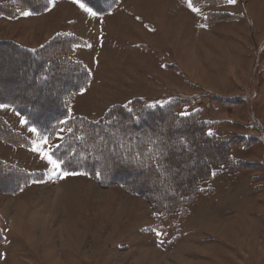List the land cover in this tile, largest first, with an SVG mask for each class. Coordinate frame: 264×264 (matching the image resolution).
<instances>
[{
	"label": "rangeland",
	"instance_id": "374dc122",
	"mask_svg": "<svg viewBox=\"0 0 264 264\" xmlns=\"http://www.w3.org/2000/svg\"><path fill=\"white\" fill-rule=\"evenodd\" d=\"M50 2L41 15L0 14V41L35 49L57 33L70 32L82 39L75 56L86 65L90 82L75 94L70 105L73 115L95 119L112 105L133 98L180 93L197 99L179 112L199 109L203 118L218 122L211 128L213 134L256 135L249 127L255 120L263 126V139L232 150L233 157L252 163V169L222 172L203 187L186 218L168 219L153 210L148 198L117 184L103 186L83 174L61 176L60 169L54 170L33 149L43 147L49 153L62 134L44 145L37 132L21 124L17 113L0 108V116L30 142L28 147H17L0 140V159L43 177L17 194L0 191V264H246L250 244L264 250V0L234 4L225 0L218 7H198L200 14L188 7V0H120L105 17H93L80 1ZM205 11L236 18L206 28ZM0 48V57H6L0 62V89L5 91L21 79L19 92L28 90L24 68L14 67L15 61L7 58L17 56L3 44ZM48 51L53 54V49ZM54 73L58 78L54 96L75 83L66 68ZM202 90L246 99L229 105L209 103L200 97ZM46 101L52 103L53 98ZM189 143L191 152L183 147L186 153H170L173 163L168 174L163 170L162 178L147 180L150 189L157 188L154 194L166 186L169 192L186 187L184 175L214 156L196 149L199 143ZM117 165L122 168L117 177L124 174L127 182L146 179L124 163ZM236 255H242L244 262Z\"/></svg>",
	"mask_w": 264,
	"mask_h": 264
},
{
	"label": "trees",
	"instance_id": "16d2710c",
	"mask_svg": "<svg viewBox=\"0 0 264 264\" xmlns=\"http://www.w3.org/2000/svg\"><path fill=\"white\" fill-rule=\"evenodd\" d=\"M78 1L100 17L112 13L120 4V0ZM224 2L225 0H192L195 8L218 7ZM50 6V0H11L7 3L0 2V14L11 18H16L25 11L32 15H41L49 10ZM234 17L235 15L231 13L205 11L202 15L203 26L207 28L215 21ZM81 40L70 32L57 33L49 43L35 49L21 47L12 41H0L5 48L11 49L12 54L17 56L7 58L15 61L14 67L24 68L27 75L23 76L22 73V76L27 80L26 84L29 87L28 90L20 93L19 87L23 84L21 75L19 74V84H16L12 78L13 85L9 86L6 92L0 89V105L17 113L21 119L27 121L24 127L35 128L36 132L41 137H46L48 141L62 134L63 139L59 138L49 151L54 160L61 162L62 172L87 175L103 186L117 184L127 192L148 198L152 202L153 210L162 213L165 218L176 217L178 220H183L189 214L190 207L196 202L199 194L203 192V187L222 172L231 174L253 168L252 163L233 157L232 150L236 147L249 148L254 143L262 142L261 123L255 120L249 123V127L258 132L256 135L219 137L211 131L218 122L214 123L203 118L199 109L192 110L186 115L179 112L181 106L191 105L197 99L191 95L174 93L154 99L133 98L125 104L112 105L103 116L95 119L73 115L70 105L75 94L86 90L90 82L86 65L75 56V48L81 45ZM50 48L53 49V54H47ZM1 57L0 62L6 59L4 56ZM63 68L70 72L68 78L75 80V83L54 96V87L58 80L54 70L61 71ZM71 71H76L78 74H73ZM202 91L200 97L206 98L209 103L213 101L229 105L246 99L244 96L219 97ZM49 97L53 98L54 103L46 101ZM39 101H43L42 106L37 105ZM152 105L154 107H151ZM47 110L49 112H46ZM209 132L212 135H209ZM173 135L182 137L176 136L174 139L171 138ZM0 140L11 146L30 145L28 139L21 132L12 129L2 116H0ZM190 140L199 143L196 149L214 156L208 157L210 160L207 159L205 162L199 161V165L194 167L191 173L184 175L186 187L182 185L169 192L166 186L162 189V193L154 194L153 191L155 192L157 188L150 189L152 183L148 184L147 180L154 182L162 178L163 170L168 174L173 163L170 153H186V148L183 147H187L191 152ZM180 141H184L185 146ZM155 149L159 150L156 154ZM262 162L264 166V160ZM122 163L126 164L129 170L133 171L132 173L143 174L146 179L142 181L146 186H142V181L138 184L125 181L124 174L122 177H117L119 170H122L117 164ZM112 166H114L112 169H108ZM42 178H38L36 172L10 166L0 159L1 192L17 194L31 183L43 181Z\"/></svg>",
	"mask_w": 264,
	"mask_h": 264
},
{
	"label": "snow or ice",
	"instance_id": "6c2138e0",
	"mask_svg": "<svg viewBox=\"0 0 264 264\" xmlns=\"http://www.w3.org/2000/svg\"><path fill=\"white\" fill-rule=\"evenodd\" d=\"M73 2H74V3H77L78 0H73ZM228 2H229L230 4H234V3L236 2V0H228ZM80 7H81V8H84V5H83V4H80ZM188 7H189L193 12H195V13H197V14H200V9L195 8V7L193 6L192 0H188ZM84 10H85L86 12H89L93 17H95V16L97 15L96 12L92 11V10L89 9V8H84ZM23 15H24V16H29V15H31V13L25 11V12H23ZM3 107H5V106L0 105V108H3ZM151 107H154V105H152ZM186 114H187V113H185V115H186ZM26 123H27V121L21 119V124H22V125H23V124H26ZM61 123H67V121H61ZM29 131L32 132V133H36L37 130H36L35 128H30ZM209 135H212V133L209 132ZM60 139H63V137H60ZM41 140H42V143H43L44 145L47 144V138H46V137H41ZM33 151L38 152L42 159L46 160L48 164H50V165L53 166V169H54V170H59V169L61 168V162H59V161H57V160H54V159L52 158V155H51L50 153L45 152V151L43 150V147H37V148H34ZM59 174H60L61 176L76 175V173H67V172H62V171H61ZM213 175H214V174H213Z\"/></svg>",
	"mask_w": 264,
	"mask_h": 264
},
{
	"label": "crops",
	"instance_id": "0c3cea01",
	"mask_svg": "<svg viewBox=\"0 0 264 264\" xmlns=\"http://www.w3.org/2000/svg\"><path fill=\"white\" fill-rule=\"evenodd\" d=\"M130 2V1H129ZM131 3L133 4V2L131 1ZM114 14V13H113ZM112 14V15H113ZM107 16V15H105ZM103 16V17H105ZM108 23V22H107ZM211 49V48H210ZM196 62V61H195ZM205 74L207 75V72L204 71ZM203 73V72H202ZM249 249V258H246V264L250 262V260L252 261L251 264H261L263 262V259L264 258V250H263V247L262 246H258V247H252L251 244L249 245L248 247ZM236 260L240 261V259H242V255H236L235 257ZM214 260V259H213ZM243 262H244V259H242Z\"/></svg>",
	"mask_w": 264,
	"mask_h": 264
}]
</instances>
